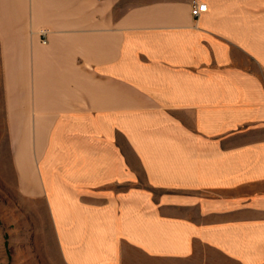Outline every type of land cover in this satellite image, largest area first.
<instances>
[{
    "label": "crops",
    "instance_id": "crops-1",
    "mask_svg": "<svg viewBox=\"0 0 264 264\" xmlns=\"http://www.w3.org/2000/svg\"><path fill=\"white\" fill-rule=\"evenodd\" d=\"M201 1L0 0L19 190L66 264H264V0Z\"/></svg>",
    "mask_w": 264,
    "mask_h": 264
},
{
    "label": "rangeland",
    "instance_id": "rangeland-1",
    "mask_svg": "<svg viewBox=\"0 0 264 264\" xmlns=\"http://www.w3.org/2000/svg\"><path fill=\"white\" fill-rule=\"evenodd\" d=\"M139 1L143 0H120L119 8ZM2 87L0 71V264H66L58 250L45 202L22 198L20 193L19 156L13 153V141L3 122ZM25 160L27 166L35 164V157ZM149 259L140 252V264H147ZM172 263L180 264L181 260Z\"/></svg>",
    "mask_w": 264,
    "mask_h": 264
},
{
    "label": "built area",
    "instance_id": "built-area-1",
    "mask_svg": "<svg viewBox=\"0 0 264 264\" xmlns=\"http://www.w3.org/2000/svg\"><path fill=\"white\" fill-rule=\"evenodd\" d=\"M207 10V4L204 1L201 0H191V6H190V11L191 15L195 18L199 17L203 12ZM39 32L44 35L43 36V41L45 42V29H40Z\"/></svg>",
    "mask_w": 264,
    "mask_h": 264
}]
</instances>
